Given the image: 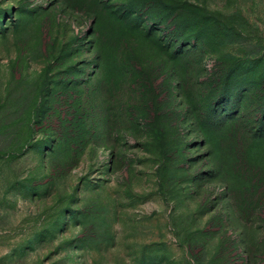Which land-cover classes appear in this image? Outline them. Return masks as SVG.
Segmentation results:
<instances>
[{"label": "rangeland", "instance_id": "1", "mask_svg": "<svg viewBox=\"0 0 264 264\" xmlns=\"http://www.w3.org/2000/svg\"><path fill=\"white\" fill-rule=\"evenodd\" d=\"M259 203L264 0H0V264H264Z\"/></svg>", "mask_w": 264, "mask_h": 264}, {"label": "trees", "instance_id": "2", "mask_svg": "<svg viewBox=\"0 0 264 264\" xmlns=\"http://www.w3.org/2000/svg\"><path fill=\"white\" fill-rule=\"evenodd\" d=\"M105 88L106 89L103 90L104 94H105L103 108L105 109L106 112H108V114H111L116 110V108H118V100L117 99H118L119 93H118V89L114 86L105 87ZM234 198H235L237 204H239L236 197H234ZM255 211H257L258 213L263 212L264 211V204L263 203L255 204L254 206H252L248 210L249 213L255 212Z\"/></svg>", "mask_w": 264, "mask_h": 264}]
</instances>
